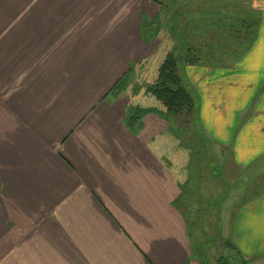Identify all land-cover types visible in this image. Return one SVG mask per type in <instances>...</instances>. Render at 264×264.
Listing matches in <instances>:
<instances>
[{"label":"crops","instance_id":"obj_1","mask_svg":"<svg viewBox=\"0 0 264 264\" xmlns=\"http://www.w3.org/2000/svg\"><path fill=\"white\" fill-rule=\"evenodd\" d=\"M251 3L262 18L241 66H185L214 161L243 171L264 157V0ZM161 7L0 0V264H199L195 201L175 203L193 196L188 150L157 112L126 122L131 105L163 110L145 85L172 42L140 32ZM131 64L133 84L108 94ZM242 198L228 240L264 264V189Z\"/></svg>","mask_w":264,"mask_h":264},{"label":"trees","instance_id":"obj_2","mask_svg":"<svg viewBox=\"0 0 264 264\" xmlns=\"http://www.w3.org/2000/svg\"><path fill=\"white\" fill-rule=\"evenodd\" d=\"M180 1L171 0L174 8L160 1L162 15L166 18L164 25L159 23L162 20L143 19L140 26L141 36L145 41H153L157 36L155 34L162 26H166L172 41L171 48L158 65L154 80L145 85L146 93L153 96L162 105L163 110L131 105L126 122L128 125H133L142 114L149 111L157 112L170 122L171 132L188 150L189 169L196 178H192V185L189 187L185 184L181 186L182 192L191 189L193 199L182 193L183 196L175 202L179 205L181 200L183 206H186L192 200L196 201L195 193L200 194L198 192L200 182L203 185L206 179L203 175L201 176L203 168L207 165L209 172L218 173V167L200 123L199 102L196 101L193 90L186 83L182 67L199 64L209 67L232 66L254 43L258 35L262 12L253 6L251 0L238 1V3L234 1L231 5L224 4L208 9L199 6L189 8L188 3L182 5ZM203 26L206 27L203 29ZM134 67L135 64L128 67L108 94L120 95L133 84ZM134 87H136L135 90L140 88L136 83ZM190 128L193 131L190 133L188 142L184 144L183 136L190 131ZM199 199H197L198 202ZM224 199L225 195L217 199L213 206L219 208ZM189 213V211H184V217H188ZM191 233L190 229V236ZM223 243L231 252L228 255H220L214 264H249V260L231 241L224 239ZM202 244L204 245L199 242L200 263L212 264L202 251Z\"/></svg>","mask_w":264,"mask_h":264},{"label":"rangeland","instance_id":"obj_3","mask_svg":"<svg viewBox=\"0 0 264 264\" xmlns=\"http://www.w3.org/2000/svg\"><path fill=\"white\" fill-rule=\"evenodd\" d=\"M160 1L162 3H167L168 5L173 7V5L171 4L172 3L171 0H166V1L160 0ZM234 1H237L238 3V1H243V0H181L180 3L182 5L188 3V5H190L189 8L199 6L201 8L208 9V8L222 6L224 4L231 5V3H233ZM154 19H156L157 21L162 20V22H159L161 25H164L166 21V18H164L162 14L156 16ZM205 27L206 26H203V29ZM162 30L165 31L166 33L165 34L166 37L163 39V41L167 43L172 42L171 39L169 38V34L166 26L165 27L162 26L155 35H158L159 32ZM249 53L250 52L248 51V54ZM244 57H246L245 54L241 55L236 60V62H234L232 67L241 66L240 62ZM252 60L254 61L255 59ZM198 66H202L208 69H212V68L229 69L231 67L230 65L220 66V67H209L203 64H199ZM185 69H186L185 67H182V72L184 73L183 76L186 80V83L188 84V87L191 88V90H193L194 92L193 94L196 98V101L198 100L200 105V101H201L200 94L203 93L204 91L202 90V92L200 93L199 90L196 91L193 88L194 85L190 79H187V76L185 74L186 73ZM135 88L136 87H134V89ZM127 89L124 92H126ZM249 98H250L249 96L245 97L243 99V102L245 103L246 100L249 101ZM228 105L229 104H227V106ZM234 106L235 105L232 103V105L230 106L231 110H234ZM220 110L223 111V108ZM189 130L190 131L183 136L184 144L185 142H188V139H190L191 136L190 133L193 131L192 128H190ZM218 161L219 162L221 161L222 164L226 163L225 164L226 167L224 169L223 168L221 169L219 167L220 165H218ZM260 163H264V157L260 159L258 158L257 161H254L252 164H250L246 168V171L245 170L243 171L241 169L237 170V168H235L232 163L228 162L227 156H224L223 153H219V159L216 162V166L218 167V168L216 167L217 172H220L221 174L219 175H222L223 177L224 176L226 177V175L228 177L229 175L230 181L227 184L231 186L230 188H232V192L228 194L227 198H226L227 194L225 193L227 184L222 183L218 179V175H216L214 172L212 171L209 172L208 171L209 167L207 165L203 168L201 172V176L203 175L204 177H206L203 185L199 181L200 182L199 192L201 198L200 199L198 198L199 199V202L197 201L198 204L195 201L194 203H192V206H189L188 208H186V210L188 211L189 209L192 210L189 211L190 212L189 214H187V216L190 217V219L192 220V221L190 220L191 221L190 224L193 223L192 226L193 231L191 234L196 237V240H198V242L204 243V245L203 244L201 245L202 251L205 252L207 259L212 264L215 263L216 259L220 255H228L231 252L225 247L223 241L224 239L230 238L229 223H227V221H229V219H233L236 210L240 206H242L244 199L242 197L252 196L253 193H255V191H260L264 189V164L260 165ZM224 195L226 199H224L225 201L223 202V206L221 203V205L219 204L220 205L219 208L218 206L214 207L213 204H216L217 199L219 200V198H221ZM199 264H201L200 259H199ZM252 264H256V262L255 263L252 262Z\"/></svg>","mask_w":264,"mask_h":264}]
</instances>
